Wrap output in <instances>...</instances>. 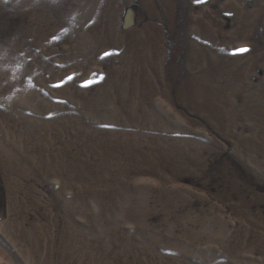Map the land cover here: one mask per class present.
Returning <instances> with one entry per match:
<instances>
[{
	"label": "rangeland",
	"instance_id": "rangeland-1",
	"mask_svg": "<svg viewBox=\"0 0 264 264\" xmlns=\"http://www.w3.org/2000/svg\"><path fill=\"white\" fill-rule=\"evenodd\" d=\"M0 264H264V0H0Z\"/></svg>",
	"mask_w": 264,
	"mask_h": 264
},
{
	"label": "snow or ice",
	"instance_id": "snow-or-ice-1",
	"mask_svg": "<svg viewBox=\"0 0 264 264\" xmlns=\"http://www.w3.org/2000/svg\"><path fill=\"white\" fill-rule=\"evenodd\" d=\"M239 51L244 52V51H247V49H240Z\"/></svg>",
	"mask_w": 264,
	"mask_h": 264
}]
</instances>
